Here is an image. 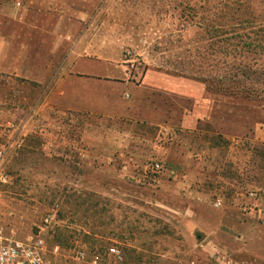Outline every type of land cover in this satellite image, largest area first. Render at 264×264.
Wrapping results in <instances>:
<instances>
[{"label":"rangeland","instance_id":"obj_1","mask_svg":"<svg viewBox=\"0 0 264 264\" xmlns=\"http://www.w3.org/2000/svg\"><path fill=\"white\" fill-rule=\"evenodd\" d=\"M0 35L18 69L0 73V133L36 104L0 157L9 233L42 232L55 264L110 245L120 264H264V98L218 81L244 64L264 86V50L234 48L264 41V0H0ZM153 159L178 177L136 182Z\"/></svg>","mask_w":264,"mask_h":264},{"label":"built area","instance_id":"obj_2","mask_svg":"<svg viewBox=\"0 0 264 264\" xmlns=\"http://www.w3.org/2000/svg\"><path fill=\"white\" fill-rule=\"evenodd\" d=\"M4 155V149L0 150V157ZM83 156L85 152L83 151ZM127 169V167H126ZM132 178L136 182H157L162 178L178 177V171L161 160L153 159L145 164ZM7 175L0 173V183L7 182ZM55 216L53 210L44 217L45 227L54 229ZM61 253L59 245H51L42 232L32 234L25 238L18 237L15 233H9L0 220V264H55L54 259ZM75 258L81 262H88L89 255L86 250L79 249L75 252ZM124 255L116 245H110L106 258L93 257L92 264H120Z\"/></svg>","mask_w":264,"mask_h":264},{"label":"crops","instance_id":"obj_3","mask_svg":"<svg viewBox=\"0 0 264 264\" xmlns=\"http://www.w3.org/2000/svg\"><path fill=\"white\" fill-rule=\"evenodd\" d=\"M11 63H10V53H9V43L7 42L6 38L2 35H0V73H5L11 68ZM15 68V71L18 70L16 69V66L13 64L12 69ZM21 69V68H20ZM124 88L127 87V83H122ZM143 86L145 87V78L143 82ZM65 94V93H64ZM82 93L79 92L77 96H74L73 99H70V94L67 93V97L64 99V106L63 109L61 110L63 114L67 113H73V112H81L84 110V107H80V101L82 100ZM25 101H28V98H24ZM77 100L78 103L74 102ZM36 105V104H35ZM34 105V106H35ZM32 104L29 106H17L16 110L5 111V116L8 118H17L18 121L14 122V124H9V126L12 125L13 128L16 130H13L12 132L5 133L4 135L0 133V150L4 149V155L3 157H6L13 148H21L25 145V142L27 140V137L29 136L25 131L26 127L32 123L33 116H35V111L33 110L34 107ZM46 107L45 105H43ZM132 106V105H131ZM56 108V106L51 105V108ZM4 109H7L6 107ZM65 109V110H64ZM86 110V109H85ZM68 111V112H67ZM95 110H92V113H94ZM130 112V111H128ZM116 114H119V111L116 112ZM12 122V121H11ZM19 131V132H18ZM262 139L264 140V135L262 136Z\"/></svg>","mask_w":264,"mask_h":264},{"label":"trees","instance_id":"obj_4","mask_svg":"<svg viewBox=\"0 0 264 264\" xmlns=\"http://www.w3.org/2000/svg\"><path fill=\"white\" fill-rule=\"evenodd\" d=\"M247 21V20H245ZM244 22V21H243ZM236 42L234 44V48L237 50L238 47L245 48L248 53H256L264 50V41L257 39L251 40L249 42L240 45V42ZM233 46V44H231ZM234 51V49H232ZM251 65H238L239 71L235 70V72L231 74H227L225 79H219L218 81H222L225 85L226 91L230 90L231 95L240 96L247 99H263L264 98V86L260 83L259 72L254 70ZM205 82L215 81L212 77L202 76L200 77ZM228 87V88H226Z\"/></svg>","mask_w":264,"mask_h":264}]
</instances>
